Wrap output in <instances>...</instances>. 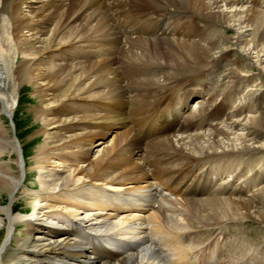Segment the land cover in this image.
Returning <instances> with one entry per match:
<instances>
[{
	"label": "bare ground",
	"instance_id": "1",
	"mask_svg": "<svg viewBox=\"0 0 264 264\" xmlns=\"http://www.w3.org/2000/svg\"><path fill=\"white\" fill-rule=\"evenodd\" d=\"M34 1L24 13V0H0V112L11 116L15 101L2 53L8 34L6 50L24 57L11 71L15 81L35 86L38 115L52 116L44 122L48 147L32 158L45 192L31 214L13 213L25 163L16 137L0 127V156L19 155L17 174L0 164V198L9 193L0 207V264H189L194 251L184 241L199 238L201 255L230 224L264 225V162L252 159L264 148V92L241 96L255 75L264 82V0ZM159 15L162 26L150 17ZM224 61L227 86L185 113L177 132L185 128L187 138L127 125L128 112L145 121L159 104L204 95L188 82ZM90 126L97 129L83 135ZM193 217L215 223L207 239ZM214 247L216 264L228 262L227 249Z\"/></svg>",
	"mask_w": 264,
	"mask_h": 264
},
{
	"label": "rangeland",
	"instance_id": "2",
	"mask_svg": "<svg viewBox=\"0 0 264 264\" xmlns=\"http://www.w3.org/2000/svg\"><path fill=\"white\" fill-rule=\"evenodd\" d=\"M36 3L37 2L34 0H24L23 12L24 13L27 12L28 9L30 8V6L35 5ZM26 9H27V11H26ZM25 31L26 30H23L24 34H26ZM227 34L229 37H231V32H229V33L227 32ZM4 37H5V39H7V41H5V45H6L5 49H4L5 52L2 51V53H4V55L6 56L5 68L7 71L8 82H9V84H11L10 85L11 90L14 92L15 101L12 100V101H14V105H13L14 110L12 111L11 116H9V115L7 116L4 113L0 112V127L2 128V132H4L3 134L5 136H8L9 139H11V138L14 139V137H16L17 141L20 144L21 156H22L23 162L25 163L24 166H25V170H26V174H25V178H24L25 186L20 187V189L17 191L18 193H16V199L14 202L13 213H15V215H27V214H31L35 210V207H37L38 195L41 192L43 194L45 192L43 187L41 186V183L39 182V180L37 178L38 177L37 174L32 172L34 170V166H35L34 163L32 162V158L36 152H39L41 150L43 151V150L47 149V147H48L47 143H45L46 141L44 140L45 136H43L46 133L44 130H46L48 128L44 122L47 119L49 120L52 116L45 115L43 117V116L38 115L36 109H37V107H40L41 104H40V101L37 99V97H35L36 96L35 86H32V84L30 82H25L21 86L15 81L13 73H12L13 68L24 57L21 55H18V56L15 55L16 57H13V53L11 51L9 52L6 50L7 44L12 46V44L10 42L11 41L10 36H8V34H6V35H4ZM228 59L230 61V60L235 59V58L233 56H229ZM56 61H58V60H56ZM55 63H58V62H55ZM71 65L75 66L76 61L72 62ZM224 67L226 68V70H224ZM229 67L226 66V63L225 64L223 63L221 65V67H216V68L212 69L213 71H216V69L217 70H220V69L223 70V71L216 73L217 75L216 74L213 75L214 76L213 79L216 80L217 84H218V86L216 87L217 89L220 88V86H223L225 82L229 81L228 79H226V75H227ZM233 67H236V65L234 64ZM41 68H42V66H40V69ZM212 72L209 71L208 73H212ZM246 75L250 76L253 74H246ZM249 78L251 79L252 77H249ZM254 79H255L254 81H250L247 83V86H246L247 91H245V93H251V92L259 93L260 90H263L262 92H264V85H263L264 82L261 79V77L258 75H255ZM196 91L200 92L201 90L196 89ZM212 92H213V90H211L210 93H212ZM210 93L208 95V98L210 96ZM241 96H242V94H241ZM242 97H244V96H242ZM12 101H11V103H12ZM194 112H196V111H194ZM91 127H93L94 129H97L96 126H90L82 134L85 136L89 135L88 132L94 131V129H91ZM187 136L188 135L183 136V137L187 138ZM96 137H99V136H96ZM111 137L112 136H110V138ZM180 138H182V137H180ZM96 140H97V138H96ZM258 155L262 156V157L264 156V148L261 149V151L259 150ZM92 156L93 155H91L90 158H92ZM18 158H19V155H17V153H15V152L10 153L9 151H7V152L4 151L3 154L0 156V164L9 165L12 168V172L17 174L18 169H17L16 164H17ZM54 162H55V160H54ZM48 164H53V160H50V163L48 162ZM36 172H38V173L40 172V174H41V170L38 171V169H36ZM8 194L9 193H7L5 197L3 196L4 199L0 198V207L8 204V202H9V195ZM31 195H32V197H30ZM44 196L48 197L49 195L45 194ZM27 197H28V199H27ZM221 197L224 198V196H221ZM83 201H85V200H83ZM183 208L186 209L185 205H184V207H182V210H183ZM180 210H178V211H180ZM183 211H185V210H183ZM72 217H74V216H72ZM193 218L196 219V220H193L194 221L193 224H195L196 227L198 226L201 229L205 230V232L203 234L204 236H202V239H204V240L207 239V236L211 232H214L213 225H215V223H213V222L211 223L210 221H204L205 223H203L200 220L198 221L197 217H193ZM179 219H180L179 223L182 221L183 222L185 221L183 217H181ZM234 221H237V220H234ZM198 223H200V224H198ZM24 227H25L24 225H21V227H19V225H18L17 229H16V233L20 232L21 230H24ZM230 227H231V225H230ZM238 227H241L239 229L240 231L242 230V231H245V233L249 234V236L247 238L243 239V241L250 239V241H248V242H250V243L254 242L255 245H257L254 247V245H250V244L244 245L241 243V246L243 248L242 249L240 248L239 250L245 251L246 254H249V255L252 254L250 257L254 256L252 259H248L250 263H244V264H251V263L252 264H264V247H263V245H264L263 244L264 243V225L262 223H259V221L255 220V219L253 220L250 218H244L242 220V223L240 225H238ZM2 229L5 230L6 228H2ZM231 230H233V229L231 228ZM239 230H237L236 232L240 236L241 233ZM22 234H24V233L20 232V235H22ZM242 236L243 235H241L240 237H242ZM204 237H206V238H204ZM3 238H4V234H3L2 238H0V243L2 242ZM199 240H200L199 238L196 239V241L198 243H199ZM192 241H194V240H192ZM184 242H187V241H184ZM235 243H240V242H235ZM186 245H189V244H186ZM236 247H237L236 244H233L232 248H230V247L226 248L228 251V256H227L228 259L230 257V254L232 255V253L234 254V252L235 253L238 252V249ZM260 247H262V249H258ZM234 250H236V251H234ZM13 252H16V251L14 250ZM259 259L261 262H258ZM235 261H239V260L236 258ZM232 263L233 262H231V264ZM233 264H235V263H233Z\"/></svg>",
	"mask_w": 264,
	"mask_h": 264
}]
</instances>
